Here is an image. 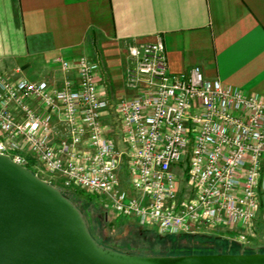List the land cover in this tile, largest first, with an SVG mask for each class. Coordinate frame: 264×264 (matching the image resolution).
<instances>
[{"label":"built area","instance_id":"built-area-1","mask_svg":"<svg viewBox=\"0 0 264 264\" xmlns=\"http://www.w3.org/2000/svg\"><path fill=\"white\" fill-rule=\"evenodd\" d=\"M127 47L132 95L117 100L99 90L101 61L87 56L55 59L78 73L60 87L0 71L1 154L105 195L116 215L162 235L222 232L250 247L263 205L264 98L209 80L200 66L171 72L162 40Z\"/></svg>","mask_w":264,"mask_h":264},{"label":"crops","instance_id":"crops-1","mask_svg":"<svg viewBox=\"0 0 264 264\" xmlns=\"http://www.w3.org/2000/svg\"><path fill=\"white\" fill-rule=\"evenodd\" d=\"M158 39L171 72L200 66L207 79L264 98V0H0V71L14 79L77 83V70L55 59L87 56L101 61L99 90L117 100L132 92L128 44Z\"/></svg>","mask_w":264,"mask_h":264},{"label":"water","instance_id":"water-1","mask_svg":"<svg viewBox=\"0 0 264 264\" xmlns=\"http://www.w3.org/2000/svg\"><path fill=\"white\" fill-rule=\"evenodd\" d=\"M62 190L0 152V264H264V253L142 255L92 235Z\"/></svg>","mask_w":264,"mask_h":264},{"label":"rangeland","instance_id":"rangeland-1","mask_svg":"<svg viewBox=\"0 0 264 264\" xmlns=\"http://www.w3.org/2000/svg\"><path fill=\"white\" fill-rule=\"evenodd\" d=\"M114 117L109 120L112 123ZM32 162V161H31ZM36 170V168H35ZM42 178L49 180L52 184L64 190L71 195L74 202L80 207L86 218L89 220L92 232L96 234L102 241H106L114 246L124 250L144 252L145 254H169L172 251L180 252L187 250L192 246H199L207 241L206 239L190 236L186 234H178L177 238L170 236L161 237L157 235V228L148 222L146 225L139 223L134 217H121L116 215L109 206L105 195L95 194L87 190L78 189L76 187L65 188L60 183H55V178L46 172L39 173ZM264 210V202L262 212ZM256 240L251 243L250 247L240 244V248L252 249L257 252L264 251V226L258 229ZM159 232V231H158ZM160 233V232H159ZM206 237H224L232 241L231 237L222 232H207ZM181 235V236H180ZM177 243H174L175 241ZM234 242V240L232 241ZM179 246L175 248L174 246ZM208 245V244H206ZM176 249H174V248ZM187 248V249H186ZM178 249V250H177Z\"/></svg>","mask_w":264,"mask_h":264},{"label":"trees","instance_id":"trees-1","mask_svg":"<svg viewBox=\"0 0 264 264\" xmlns=\"http://www.w3.org/2000/svg\"><path fill=\"white\" fill-rule=\"evenodd\" d=\"M62 192L67 197H69L72 200V202H74V199L71 197V195L67 194L64 190H62ZM74 203L76 204V202H74ZM87 222L89 224V220L88 219H87ZM90 227L91 226L89 225L88 228H90ZM90 231H91L92 235L96 238V240H98L100 243H102V244H104L106 246L112 247V248H114L116 250L122 251L123 253L124 252H129V253H136V254H142V255H162V254H145L144 252H135V251H129V250H124L123 251V249H121V248H119L117 246H114V245H112L110 243H107L106 241L100 240L98 237H96V234H94V232H92L91 228H90ZM156 233H157V235L161 236L162 238L165 237V236H170V237H173V238H177L176 236H179V235L175 236L174 234H163L162 235L158 231ZM204 235H206V234H198V235L186 234V235H184L187 238L190 237V236H195V237H200V238L203 237V239H206L207 241L203 242L204 244H202V245L192 246V247H190V249L186 248L187 250H185V251L181 250L180 252H178L179 250L177 249L178 251H172L169 254H165V255L217 254V253H229V252L230 253H254V252H257V251L252 250V249H246V250L244 249L243 250L242 248H240V245H238L235 241L234 242H232L233 240L229 241L228 239H225L224 237H206ZM177 242L178 241H175L174 243H177ZM206 244H208V245H206ZM174 247L175 248H179V246H176V245ZM260 252L264 253V251H260Z\"/></svg>","mask_w":264,"mask_h":264}]
</instances>
